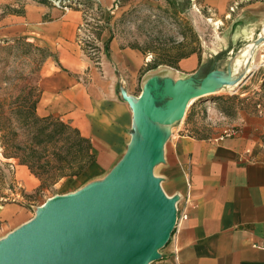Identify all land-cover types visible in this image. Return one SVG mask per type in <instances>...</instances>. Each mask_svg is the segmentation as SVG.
Here are the masks:
<instances>
[{"label": "crops", "instance_id": "crops-1", "mask_svg": "<svg viewBox=\"0 0 264 264\" xmlns=\"http://www.w3.org/2000/svg\"><path fill=\"white\" fill-rule=\"evenodd\" d=\"M99 1L105 11L112 2ZM145 1L126 0L119 9ZM199 7L219 23L240 19L252 33L262 26L264 31V0H199ZM82 15L76 9L64 13L45 1L0 0V38L36 42L55 56L38 82V115L57 116L78 129L89 139L93 155L80 175L56 183L58 192L46 197L36 212L27 205L33 203L28 197L29 203L0 201V250L30 222L40 221L51 201L126 196L131 176L122 165L132 153L142 160L146 150L123 96L133 98L152 79L197 82L207 66L205 55L194 53L175 68L145 70L151 56L121 47L104 31L106 54L96 68L76 41ZM238 39L229 42L231 48L244 38ZM160 126L151 125L163 138L152 172L166 200L158 212L160 228L171 224L172 229L146 264H264V115L236 128L232 136L197 137L171 127L161 131ZM11 164V181L27 195L37 191L39 180L0 150L4 181ZM183 214L185 220L180 219Z\"/></svg>", "mask_w": 264, "mask_h": 264}, {"label": "rangeland", "instance_id": "rangeland-1", "mask_svg": "<svg viewBox=\"0 0 264 264\" xmlns=\"http://www.w3.org/2000/svg\"><path fill=\"white\" fill-rule=\"evenodd\" d=\"M79 1L87 9L97 8L92 18L101 22L97 32L101 40L103 32L107 31L121 47L137 48L151 56V61L157 62L173 61L186 54L205 55L207 67L202 72L203 77L210 68L218 67L219 71L208 79L210 83H219L209 84L206 95L197 98L189 106L183 105L184 117L182 115L170 126L174 132L208 138L222 136L225 131L240 128L264 115V43L255 49L247 70L244 65L248 59L245 54H241L246 45L264 34V31L261 32L263 26L252 33L251 27L240 19L219 23L202 11L199 0H147L128 10H121L120 6L113 8L112 0L106 11L99 0ZM124 1L120 0V4ZM246 36L250 38L245 40ZM235 38L244 39L237 41L231 48L229 42ZM53 62L56 60L52 51L36 42L1 37L0 103L8 106L12 102H34L40 96L39 79ZM238 76L239 83H229ZM217 79L229 82L222 84ZM203 80L196 82L188 93H194L197 90L195 87H199ZM140 94L141 90H136L133 99ZM160 130L164 128L160 127ZM157 136L161 135L158 133ZM0 150L3 152L2 148ZM7 171L8 180L4 181L0 174L2 202L30 201L33 203L27 205L33 206L36 212L46 197L58 192V189L51 187L27 195L14 180L11 181L15 170L7 168ZM1 182L6 186H2Z\"/></svg>", "mask_w": 264, "mask_h": 264}, {"label": "water", "instance_id": "water-1", "mask_svg": "<svg viewBox=\"0 0 264 264\" xmlns=\"http://www.w3.org/2000/svg\"><path fill=\"white\" fill-rule=\"evenodd\" d=\"M263 43L264 36L258 35L254 48ZM217 71L218 67L200 78L199 82L204 79L203 83L195 88L207 92L203 88L204 82ZM239 78L228 82L239 83ZM217 80L222 84L228 83ZM195 83L193 80L176 84L166 79H152L141 89L138 98L124 95L146 150L142 160L132 153L122 165L131 176L128 194L51 201L40 221L30 222L0 250V264H52L53 256L62 257L63 264H146L172 229L171 224L160 228L158 212L166 200L158 180H148L152 175L156 151L160 149L154 146L149 131L152 130L151 125L170 127L178 119L167 120L163 116L153 119L150 112L163 115L169 103L176 98L180 101L179 108L187 102L193 103L204 94L195 95L197 90L188 93ZM172 94L169 98L168 95ZM138 171H143L142 181L134 185Z\"/></svg>", "mask_w": 264, "mask_h": 264}, {"label": "trees", "instance_id": "trees-1", "mask_svg": "<svg viewBox=\"0 0 264 264\" xmlns=\"http://www.w3.org/2000/svg\"><path fill=\"white\" fill-rule=\"evenodd\" d=\"M188 55L173 61L153 60L145 70H154L161 65L175 68L179 60ZM38 101L39 97L34 102H12L8 106L0 103L2 154L27 167L39 180L37 193L64 178L80 175L93 158L89 139L57 116L38 115Z\"/></svg>", "mask_w": 264, "mask_h": 264}, {"label": "built area", "instance_id": "built-area-1", "mask_svg": "<svg viewBox=\"0 0 264 264\" xmlns=\"http://www.w3.org/2000/svg\"><path fill=\"white\" fill-rule=\"evenodd\" d=\"M33 1H45L51 6L66 13L70 10L76 9L82 11V20L76 30V41L79 44L83 54L91 61L94 67L101 68L102 60L105 57V43L97 35L98 28L101 26V22L95 21L92 16L97 8L87 9L83 3L79 0H33ZM113 8L116 9L120 6V0H113ZM236 134V129L231 128L224 132L222 136H232ZM221 139V137L219 138ZM11 170L14 166L11 164L9 167ZM13 196V195H12ZM187 214L181 216V220H185Z\"/></svg>", "mask_w": 264, "mask_h": 264}, {"label": "bare ground", "instance_id": "bare-ground-1", "mask_svg": "<svg viewBox=\"0 0 264 264\" xmlns=\"http://www.w3.org/2000/svg\"><path fill=\"white\" fill-rule=\"evenodd\" d=\"M262 32V31H261ZM260 36H264V34H260ZM257 48V47H256ZM256 48H254V40L253 41H251L248 45H246L245 46V48L242 50V55L243 54H245V56H246V59H248L247 61H246V64L244 65V69H246L247 70V68L249 67V64H250V62H251V60L253 59V54H254V51H255V49ZM246 53H248V54H246ZM209 82V79L207 78L206 79V81L204 82L205 84L203 85V88L204 89H208V88H210V86H209V84H218L219 82H217V81H214V82H212V83H208ZM204 93V91H200V90H197L196 92H195V95H201V94H203ZM206 93V92H205ZM203 94V95H201V96H204V95H206V94ZM208 94V93H207ZM192 103V101L191 102H187L186 104H187V106H189L190 104ZM179 106H180V101H179V99L178 98H176L174 101H171L170 103H169V105H168V110H167V112L166 113H164L163 115H160V114H158V113H153L152 111L150 112V115H151V117L153 118V119H160L162 116H163V118L164 119H167V120H171V119H174V118H179V117H181L182 115H183V117H184V114H183V111H182V108H183V106L182 107H180L179 108ZM160 127H163L164 128V130L163 131H166V129L168 128L167 126H160ZM149 135H150V138L152 139V141H153V144H154V146L155 147H157V148H161V145H162V143H163V138H162V136H157L156 134H154L153 133V131L150 129V131H149ZM142 174H143V171H138L137 173H136V175H135V177H134V185H137V184H139L141 181H142ZM154 174H153V172H152V175H150L149 177H148V180L149 179H151V180H155L156 179V177L155 176H153ZM146 223V221H144V223L143 224H145ZM85 250V248H83V251ZM83 253V252H82ZM50 263H52V264H63L64 263V259L62 258V257H55V256H53L52 258H51V262Z\"/></svg>", "mask_w": 264, "mask_h": 264}]
</instances>
